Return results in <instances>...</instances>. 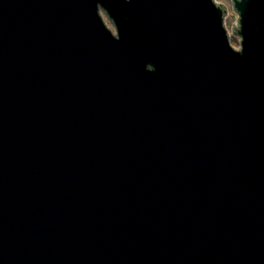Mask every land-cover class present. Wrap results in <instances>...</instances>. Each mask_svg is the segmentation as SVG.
I'll return each instance as SVG.
<instances>
[{"label":"water","instance_id":"obj_1","mask_svg":"<svg viewBox=\"0 0 264 264\" xmlns=\"http://www.w3.org/2000/svg\"><path fill=\"white\" fill-rule=\"evenodd\" d=\"M228 5L0 0V264H264V0Z\"/></svg>","mask_w":264,"mask_h":264},{"label":"rangeland","instance_id":"obj_2","mask_svg":"<svg viewBox=\"0 0 264 264\" xmlns=\"http://www.w3.org/2000/svg\"><path fill=\"white\" fill-rule=\"evenodd\" d=\"M215 2L217 4L223 6L224 9L226 10L227 16H226V21H225V27H226V30L229 34V30L234 28L236 14L233 12V10L228 5V0H215ZM229 37H230L231 46L240 50L238 36L237 35H229Z\"/></svg>","mask_w":264,"mask_h":264},{"label":"bare ground","instance_id":"obj_3","mask_svg":"<svg viewBox=\"0 0 264 264\" xmlns=\"http://www.w3.org/2000/svg\"><path fill=\"white\" fill-rule=\"evenodd\" d=\"M234 27H235V24H234Z\"/></svg>","mask_w":264,"mask_h":264}]
</instances>
